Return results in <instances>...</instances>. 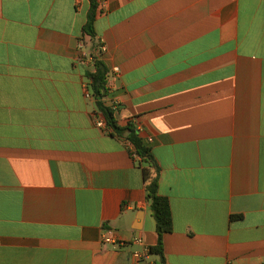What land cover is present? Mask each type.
I'll return each instance as SVG.
<instances>
[{"label": "crops", "instance_id": "0c3cea01", "mask_svg": "<svg viewBox=\"0 0 264 264\" xmlns=\"http://www.w3.org/2000/svg\"><path fill=\"white\" fill-rule=\"evenodd\" d=\"M95 1L94 40L91 0H0V264H162L133 257L149 164L96 124L97 55L159 167L164 264H264V0Z\"/></svg>", "mask_w": 264, "mask_h": 264}, {"label": "trees", "instance_id": "16d2710c", "mask_svg": "<svg viewBox=\"0 0 264 264\" xmlns=\"http://www.w3.org/2000/svg\"><path fill=\"white\" fill-rule=\"evenodd\" d=\"M91 10L88 16L87 23L84 27L86 34H89L95 40L94 24L98 13V3L91 0ZM98 45V43H97ZM95 47V46H94ZM96 48V47H95ZM95 71L88 74L91 80V88L96 98V106L98 111L103 115L107 127L111 130V135L121 136L126 131H131L127 137L131 143L133 156L141 157L145 162H148L149 167L145 170L148 179V201L150 209L157 223V244L151 247V254L159 256L162 264L165 263L164 252V236L173 230V217L170 208L169 199L159 194V167L154 156L151 153L150 147L147 143L134 131L128 127L126 130L119 127L115 118V111L113 108L105 105L103 98L106 96V84L108 81L109 71L104 62L97 55L94 57ZM240 217V216H236Z\"/></svg>", "mask_w": 264, "mask_h": 264}, {"label": "built area", "instance_id": "2783aa9c", "mask_svg": "<svg viewBox=\"0 0 264 264\" xmlns=\"http://www.w3.org/2000/svg\"><path fill=\"white\" fill-rule=\"evenodd\" d=\"M106 46L105 44L102 42L100 44H98V47H97V52L98 54L100 55V53L102 52H105L106 51ZM116 73L119 72V69L118 68H115L114 70ZM109 88V84H108V81H107V84H106V91L108 90ZM114 109V111L116 112V110L118 109V106L117 104H113V106L111 107ZM101 114V113H100ZM97 126L100 127V128H105L107 125H106V121L103 117V115L101 114V117L97 118V122H96ZM103 242L105 244H110V245H113V246H120L121 244H123L124 242L121 240V238H119V236L116 234V232L114 230H107L104 234H103ZM136 243H139L142 245V240L141 239H136L135 240ZM150 253V250L146 247H143V249L141 250H136L133 252V257L136 261H140L141 259H144L146 258Z\"/></svg>", "mask_w": 264, "mask_h": 264}, {"label": "water", "instance_id": "95a60500", "mask_svg": "<svg viewBox=\"0 0 264 264\" xmlns=\"http://www.w3.org/2000/svg\"><path fill=\"white\" fill-rule=\"evenodd\" d=\"M126 137L128 136V134H126L125 135ZM153 218V220H154V223H155V228H157V223H156V220H155V218L154 217H152Z\"/></svg>", "mask_w": 264, "mask_h": 264}]
</instances>
